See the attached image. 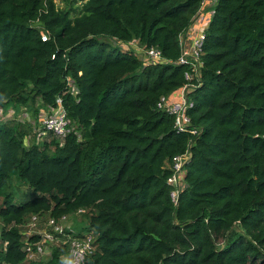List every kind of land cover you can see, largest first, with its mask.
<instances>
[{"label": "trees", "instance_id": "16d2710c", "mask_svg": "<svg viewBox=\"0 0 264 264\" xmlns=\"http://www.w3.org/2000/svg\"><path fill=\"white\" fill-rule=\"evenodd\" d=\"M79 1L62 10L54 0H0V109L60 98L82 135H49L39 146L32 126L0 118V199L15 178L34 192L0 205V264H38L23 250L30 216L81 209L97 238L86 264H264V0L216 7L192 95L196 136L177 133L157 110L186 84L187 68H144L102 39L138 40L177 61L202 0ZM188 150L175 207L167 167Z\"/></svg>", "mask_w": 264, "mask_h": 264}, {"label": "built area", "instance_id": "2783aa9c", "mask_svg": "<svg viewBox=\"0 0 264 264\" xmlns=\"http://www.w3.org/2000/svg\"><path fill=\"white\" fill-rule=\"evenodd\" d=\"M220 0H202L201 6L193 17L190 26L179 36L180 58L177 61L168 60L158 47H146L140 41L124 42L116 38H109L122 54L138 60L144 68L173 65L185 66L186 84L175 93L164 96L157 104V110L168 114L174 119V129L179 134L196 136L199 130L193 126L190 112L195 109L196 103L192 99L195 91L203 85L204 73V46L206 32L213 21L216 7ZM48 35L42 31V40L46 42ZM69 94L74 98L80 95V90L72 78H67ZM16 112L10 109L8 114L0 109V118H11ZM21 123L33 124L36 139L44 141L52 135L65 142L72 135L82 141V135L76 123L69 117L63 101L58 98L55 106L42 107L35 118L27 113L21 114ZM27 122V123H26ZM28 140V139H27ZM192 159L188 150L178 156L167 167L171 171L168 185L171 188V199L175 207L179 206L181 193L187 188V164ZM85 209L73 215L56 218L50 214H35L30 216L21 226L23 250L26 262L47 264L54 258L56 252H65L59 264H86L97 251L96 234L93 231L84 233L74 232L71 217L84 216ZM2 231H0L1 240ZM1 246V244H0ZM7 245H4L5 250Z\"/></svg>", "mask_w": 264, "mask_h": 264}, {"label": "rangeland", "instance_id": "374dc122", "mask_svg": "<svg viewBox=\"0 0 264 264\" xmlns=\"http://www.w3.org/2000/svg\"><path fill=\"white\" fill-rule=\"evenodd\" d=\"M71 1L75 2L74 8L75 9H80V7L82 6V2H80L79 0H68V2L64 1V0H54L55 4L57 5V7L59 9L62 10H69L70 9V3ZM77 2V3H76ZM77 12V11H76ZM76 12L72 13L71 16L74 18L76 17ZM102 41L106 42L110 48H115L116 45L115 43L110 40L109 38L106 39H102ZM107 48V52H109L111 49ZM15 104L14 103H10L9 105V109H14V111L16 112V114L14 116H12L11 118H6L7 120L11 119V121H16L17 123H20L21 121V114L22 113H27L28 116L30 118H35L36 114L38 113V111L41 109V101L38 99L36 100V102L34 103H30L28 106H21V107H17L15 108ZM27 123V122H26ZM30 126L33 127V124H30ZM34 128V127H33ZM33 130V129H32ZM34 133V130H33ZM36 143L39 144V146L42 145L41 139H36ZM25 143L27 145H29V138L28 140H25ZM4 193H6L5 195H3L0 199V205H2L4 203V201L6 200V198L8 197L9 199H11V201H14L16 203H21L24 202L30 198H32L33 195V190L29 188L28 185H26L25 183L21 182L19 179L15 178L12 183L10 184L9 187H7L4 191ZM71 224L73 225V230L76 233H84L87 231V227H88V221H87V217L84 216H76V217H71ZM3 228V223L0 219V231H2ZM236 231L238 233H243L242 229L240 227L236 228ZM226 243V241L224 242L223 240H221V244L224 245ZM0 250H1V246H0Z\"/></svg>", "mask_w": 264, "mask_h": 264}]
</instances>
